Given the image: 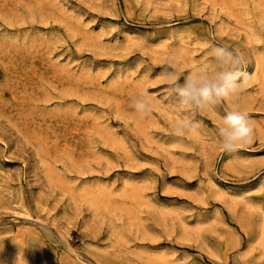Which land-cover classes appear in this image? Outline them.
Wrapping results in <instances>:
<instances>
[{"label": "rangeland", "instance_id": "1", "mask_svg": "<svg viewBox=\"0 0 264 264\" xmlns=\"http://www.w3.org/2000/svg\"><path fill=\"white\" fill-rule=\"evenodd\" d=\"M210 45L249 80L181 109ZM233 104L254 134L225 153ZM263 218L264 0H0V264H264Z\"/></svg>", "mask_w": 264, "mask_h": 264}, {"label": "clouds", "instance_id": "2", "mask_svg": "<svg viewBox=\"0 0 264 264\" xmlns=\"http://www.w3.org/2000/svg\"><path fill=\"white\" fill-rule=\"evenodd\" d=\"M209 55L216 63L214 71H209L208 65L202 64L189 72L183 83H179L174 75L171 76L172 86L168 95L177 97L181 109L203 111L220 105L238 96L247 84L249 74L243 56L238 51L223 45H210ZM134 108L137 113L144 115L151 111L143 100H137ZM177 127L182 132L186 128L194 130L198 125L183 119L178 122ZM253 134L254 128L247 111L241 110L235 104L225 109V114L220 117L217 125V136L223 152L233 153L250 144Z\"/></svg>", "mask_w": 264, "mask_h": 264}, {"label": "bare ground", "instance_id": "3", "mask_svg": "<svg viewBox=\"0 0 264 264\" xmlns=\"http://www.w3.org/2000/svg\"><path fill=\"white\" fill-rule=\"evenodd\" d=\"M262 229H263V232H264V218H263V221H262Z\"/></svg>", "mask_w": 264, "mask_h": 264}]
</instances>
